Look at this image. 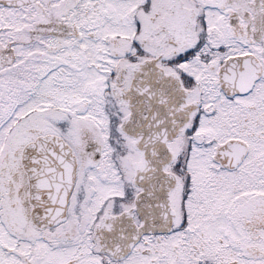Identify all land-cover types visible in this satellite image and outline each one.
I'll list each match as a JSON object with an SVG mask.
<instances>
[{
    "label": "snow or ice",
    "instance_id": "1",
    "mask_svg": "<svg viewBox=\"0 0 264 264\" xmlns=\"http://www.w3.org/2000/svg\"><path fill=\"white\" fill-rule=\"evenodd\" d=\"M0 264H264V0H0Z\"/></svg>",
    "mask_w": 264,
    "mask_h": 264
}]
</instances>
